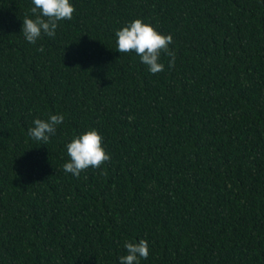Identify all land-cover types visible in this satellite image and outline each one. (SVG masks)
I'll return each mask as SVG.
<instances>
[{"label":"trees","instance_id":"obj_1","mask_svg":"<svg viewBox=\"0 0 264 264\" xmlns=\"http://www.w3.org/2000/svg\"><path fill=\"white\" fill-rule=\"evenodd\" d=\"M29 43L32 0H0V264H264V0H70ZM171 35L152 74L115 32ZM43 51H39L40 47ZM63 116L46 145L37 118ZM110 155L77 178L66 145Z\"/></svg>","mask_w":264,"mask_h":264},{"label":"clouds","instance_id":"obj_2","mask_svg":"<svg viewBox=\"0 0 264 264\" xmlns=\"http://www.w3.org/2000/svg\"><path fill=\"white\" fill-rule=\"evenodd\" d=\"M32 4L34 6L31 13L34 18L25 15L21 29L25 39L31 44H36L42 34L55 37L58 22L71 20L75 11L70 0H32ZM115 36L119 53L135 52L152 74L164 71L163 63L159 62L161 53L171 58L170 68L175 66V52L169 49L172 36L159 33L142 19H134L117 30ZM38 50L43 51V47ZM62 121L63 116L58 114H50L46 120L37 118L33 121L34 126L28 129V136L46 145L50 136L55 134L56 126ZM66 150L70 159L63 164V171L77 178L89 167L99 168L110 160V155L102 146V137L95 129L74 137L66 145ZM124 247L127 255L120 257V264H139L140 258L147 259L149 255L148 243L144 239H140L138 243L125 241Z\"/></svg>","mask_w":264,"mask_h":264}]
</instances>
